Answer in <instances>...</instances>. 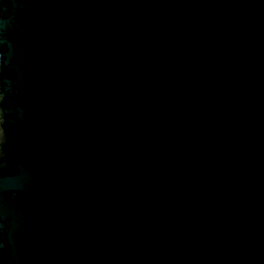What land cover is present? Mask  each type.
Returning a JSON list of instances; mask_svg holds the SVG:
<instances>
[{"label":"water","instance_id":"1","mask_svg":"<svg viewBox=\"0 0 264 264\" xmlns=\"http://www.w3.org/2000/svg\"><path fill=\"white\" fill-rule=\"evenodd\" d=\"M0 264H264V0H0Z\"/></svg>","mask_w":264,"mask_h":264}]
</instances>
